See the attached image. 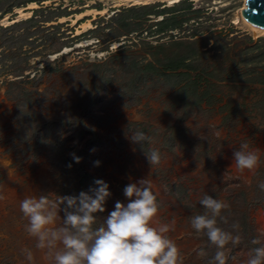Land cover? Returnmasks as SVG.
Listing matches in <instances>:
<instances>
[{"label": "rangeland", "instance_id": "obj_1", "mask_svg": "<svg viewBox=\"0 0 264 264\" xmlns=\"http://www.w3.org/2000/svg\"><path fill=\"white\" fill-rule=\"evenodd\" d=\"M245 2L0 0V264H55L62 245L36 247L20 202L78 196L96 180L112 195L95 228L117 201L128 203L126 185L151 180L154 226H169L178 264H208L215 254L191 227L206 194L228 205L219 227L235 234L239 224L241 243L226 246V264H246L250 250L264 246V88L252 89L264 87V36L236 24ZM17 9L32 16L12 22ZM181 53L188 69L167 68ZM251 108L261 111L252 116ZM136 132L148 139L134 143ZM241 144L258 155L255 169L235 166ZM153 149L160 162L152 167Z\"/></svg>", "mask_w": 264, "mask_h": 264}, {"label": "clouds", "instance_id": "obj_2", "mask_svg": "<svg viewBox=\"0 0 264 264\" xmlns=\"http://www.w3.org/2000/svg\"><path fill=\"white\" fill-rule=\"evenodd\" d=\"M131 139L134 143H143L148 138L143 132H136ZM247 148V144H241L240 149L233 152L235 166L241 171L258 166V155L245 151ZM146 156L152 167L159 164L157 150L146 152ZM80 159L75 157L77 163ZM96 164L99 165V161ZM95 184L97 187L81 191L78 196H60L57 202L34 195L21 200L20 210L28 219L26 232L36 238L37 248L51 250L59 242L62 248L55 252V264H178V248L166 235L169 226H154L158 204L150 179L126 185L124 195L128 203L117 201L103 221L104 226L98 228L93 227L97 221L95 214L106 210L105 204L112 193L105 181L96 180ZM259 187L264 190V182ZM199 203L204 213L191 217V227L206 235L215 247L208 264H226V246L241 243L239 224L232 225L235 234L218 226L217 218L226 222L221 213L228 205L223 201L206 194ZM61 211L63 218L59 215ZM57 216L62 221L59 228L53 227ZM25 254L31 261L32 253L25 249ZM246 264H264V246L252 248Z\"/></svg>", "mask_w": 264, "mask_h": 264}, {"label": "bare ground", "instance_id": "obj_3", "mask_svg": "<svg viewBox=\"0 0 264 264\" xmlns=\"http://www.w3.org/2000/svg\"><path fill=\"white\" fill-rule=\"evenodd\" d=\"M100 1H111V0H100ZM116 1L118 4V7L127 5V6H141V5H150V4H155V3H167L169 6H173L175 4L181 3L185 0H112ZM206 1V0H199V2ZM247 1V0H245ZM247 3V2H245ZM35 4H31V7H35ZM246 4L244 8L240 11L239 15L236 18V24L242 25L245 29L252 31L256 37H263L264 36V30L259 29L257 27L252 26L249 21L246 19L244 15V10L246 9ZM30 8V7H29ZM28 8V9H29ZM37 8V7H36ZM33 9V8H32ZM18 16L12 21V22H18L23 19L30 18L32 16V13L30 11H25L24 9H17ZM98 13H101L103 15L105 11H89L86 15H93L96 17ZM81 18V16L79 15ZM11 23L9 19L6 17L4 20V23ZM84 31L91 30L93 28L92 23L89 21L86 24L82 26Z\"/></svg>", "mask_w": 264, "mask_h": 264}, {"label": "water", "instance_id": "obj_4", "mask_svg": "<svg viewBox=\"0 0 264 264\" xmlns=\"http://www.w3.org/2000/svg\"><path fill=\"white\" fill-rule=\"evenodd\" d=\"M246 6V19L252 26L264 30V0H247Z\"/></svg>", "mask_w": 264, "mask_h": 264}, {"label": "trees", "instance_id": "obj_5", "mask_svg": "<svg viewBox=\"0 0 264 264\" xmlns=\"http://www.w3.org/2000/svg\"><path fill=\"white\" fill-rule=\"evenodd\" d=\"M147 8H148V6H144L143 9H147ZM188 61H190L189 58H186L185 55L183 53H181V55L178 56V59L173 60V63L170 64V66L167 67V68L172 69L174 71H177V70H180V69H188L187 68V67H189V65H188L189 62ZM149 67L152 70L157 71V69L155 67V63L151 64ZM157 72H160V71H157ZM181 75L182 76H184V75L186 76V74H182V73H181Z\"/></svg>", "mask_w": 264, "mask_h": 264}, {"label": "crops", "instance_id": "obj_6", "mask_svg": "<svg viewBox=\"0 0 264 264\" xmlns=\"http://www.w3.org/2000/svg\"><path fill=\"white\" fill-rule=\"evenodd\" d=\"M254 77V76H253ZM259 82H260V80H259ZM246 86L247 87H250V85L249 84H246ZM246 87V88H247ZM263 85L262 84H260V83H258V84H255L254 86H253V88L252 89H254V90H259L260 91V93L262 92V90H263ZM252 97H254V95H252ZM258 100L259 101H261V95L259 96V98H258ZM256 101V98L254 99V102ZM249 107V106H248ZM251 107V106H250ZM251 111H254L253 112V114H252V116H255L257 113L259 114L260 113V111H261V109L260 108H251ZM248 114V113H247ZM249 115V114H248ZM259 117H261L260 115H259Z\"/></svg>", "mask_w": 264, "mask_h": 264}]
</instances>
